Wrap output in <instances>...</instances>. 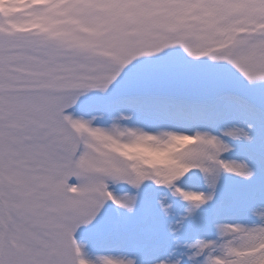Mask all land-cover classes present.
I'll list each match as a JSON object with an SVG mask.
<instances>
[{"label":"snow or ice","instance_id":"snow-or-ice-1","mask_svg":"<svg viewBox=\"0 0 264 264\" xmlns=\"http://www.w3.org/2000/svg\"><path fill=\"white\" fill-rule=\"evenodd\" d=\"M0 264H264V0H0Z\"/></svg>","mask_w":264,"mask_h":264}]
</instances>
